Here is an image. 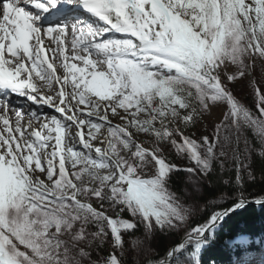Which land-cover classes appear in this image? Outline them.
Here are the masks:
<instances>
[{
    "label": "snow or ice",
    "instance_id": "6c2138e0",
    "mask_svg": "<svg viewBox=\"0 0 264 264\" xmlns=\"http://www.w3.org/2000/svg\"><path fill=\"white\" fill-rule=\"evenodd\" d=\"M258 58L264 64V0H0V264H93L86 249L109 232L122 250V232L137 222L146 233L185 228L187 209L168 189L177 166L138 134L187 154L189 173L235 160L240 182L239 132L256 126L264 145V119L228 85ZM11 94L61 115L32 111L24 122L14 109L13 120ZM259 100L264 117V93ZM212 106H227L213 139L186 136ZM248 202L212 212L148 264H198L194 253Z\"/></svg>",
    "mask_w": 264,
    "mask_h": 264
},
{
    "label": "rangeland",
    "instance_id": "374dc122",
    "mask_svg": "<svg viewBox=\"0 0 264 264\" xmlns=\"http://www.w3.org/2000/svg\"><path fill=\"white\" fill-rule=\"evenodd\" d=\"M246 2H250V0H246ZM249 63H252L249 61ZM233 68H235V65H233ZM228 87L232 91L233 95L236 96L252 113L253 118H261L264 119V117L261 116V113L253 114L254 113V107L260 106V100L259 95L261 93H264V64L261 63L260 59L258 58L255 63L253 64V67L250 71V73L245 77H237L236 81L230 82ZM54 111V109H53ZM227 111V106L221 108L212 106L208 110L202 112L198 116L194 117V123H191L187 129H185V135L188 136L190 139L196 140L198 143L201 142L202 138L204 136H207L210 140L213 139V133L216 130L217 126L221 125L223 121V115ZM54 113V112H53ZM111 118V117H110ZM120 121L113 120V124H119ZM171 126V125H170ZM253 130V132L258 136L259 141L262 145V139L261 135L257 129L256 126H250ZM103 135L107 136V130L102 129L101 130ZM221 132H223V129L221 128ZM240 140L235 147L238 149L240 162L242 163V167L240 170L245 173L246 176H251V171L249 168V158L251 153L255 150L256 152H260V150H256L252 148V145L250 142L246 139V137L243 134V131L239 132ZM143 142L146 146H156L158 144H162L163 147L161 148V153L163 154L166 163L174 164L177 166V168L181 169L184 172V177L182 180V190L181 193L178 194L171 189L169 191L175 195V197L178 198V201L180 204L183 205L185 209H187V221H186V227L181 229L180 231H174L177 234H184L189 229V222L191 219L197 216L199 212L203 209V204L200 202V197L203 192V185L205 183V177L211 172H209L206 176H204L202 173L199 172L197 169L196 173H189L187 171L188 168H196L195 162L191 161L187 154L185 153H178L174 147L169 144L167 141L164 142H157L155 141V138H146L145 134L140 133L138 134L137 142ZM178 143L182 142V138H178ZM107 147V145H105ZM262 148L264 150V145H262ZM80 151H86L84 149ZM216 163H213V166ZM222 170H231L233 167H237V162L235 160L229 159L225 162L224 168L220 166ZM41 179H44L43 176H41ZM105 205L107 206V202H105ZM93 206L99 207L98 204H96L95 199H93ZM114 215V213H111ZM122 218L132 220L133 217L130 216V214L125 210L123 213H121ZM219 229V226L216 227L215 231ZM94 230V229H92ZM159 233V228H156L151 233H146V229L142 223L137 222V228L131 232H122V236L124 238V244L123 248L125 250L127 258L131 261V264H143L146 260H148L150 257H152L156 253L157 248V235ZM215 234V233H214ZM208 236V234H205ZM215 237V236H214ZM214 237L209 238L210 240H213ZM133 241H139V244H134ZM251 243V239L246 235H240L237 237H234L231 240L227 241V244L229 246H240L242 248H248ZM107 246V255L98 254L96 253L97 258H93L92 251L94 250L95 245H93L92 248L86 249L90 253V260L93 261V264H95V261L102 260L110 255H116L118 257L117 248L112 243V236L109 232L108 239L103 243ZM208 244V243H207ZM205 244L203 248L207 245ZM199 249L196 252V255L198 256L199 253L203 250ZM23 250V249H22ZM254 254H257L254 252ZM259 256V255H256ZM261 257V258H259ZM259 257H253L247 259L244 256H238L236 257V260L239 264L244 263H251V264H264V256ZM235 258H233V261H236ZM84 264H89V259L84 260Z\"/></svg>",
    "mask_w": 264,
    "mask_h": 264
},
{
    "label": "trees",
    "instance_id": "16d2710c",
    "mask_svg": "<svg viewBox=\"0 0 264 264\" xmlns=\"http://www.w3.org/2000/svg\"><path fill=\"white\" fill-rule=\"evenodd\" d=\"M254 113H260L258 106L254 107ZM242 119V118H241ZM242 131L246 139L255 150L249 158V168L251 176L248 177L240 170L241 180L237 179V167L231 170H222L220 165L215 164L213 170L205 177L203 192L200 202L203 209L196 217L189 222L191 227L202 223L210 216L212 212L222 211L231 208L238 199L243 196L249 202L256 200H264V155H262V145L258 136L253 132L252 128L245 124ZM168 188L180 194L182 190V180L184 172L176 168L171 172ZM219 229L215 231L214 239L210 240L203 250L202 255L198 257L200 264H232L233 258L238 257L245 250H261L264 248V203L260 205H250L240 211L234 212L226 220L219 225ZM184 234H177L174 231H161L157 235L156 253L146 260L143 264H148L149 260H157L163 257L170 245L179 242ZM246 235L251 239L249 248L244 249L240 246H229L228 240L234 237ZM194 245L189 246L192 250ZM107 246L105 244L97 247L95 245L92 251L93 258H97L96 253L107 255ZM118 258L121 264H131L127 258L124 248H117ZM195 255V253H194Z\"/></svg>",
    "mask_w": 264,
    "mask_h": 264
},
{
    "label": "bare ground",
    "instance_id": "6f19581e",
    "mask_svg": "<svg viewBox=\"0 0 264 264\" xmlns=\"http://www.w3.org/2000/svg\"><path fill=\"white\" fill-rule=\"evenodd\" d=\"M51 59V56H50ZM76 63H79L78 61H76ZM63 73V69L57 67V75H61ZM58 85H53V88H58ZM10 104H9V115L12 116L13 120L15 119L14 117V109H20L21 111H23L25 113L24 116V122H27L30 118V116L28 115L30 112L32 111H36L38 115H40L42 118L43 116H51V115H56L58 118L60 117L61 114L56 113L55 109L53 107H49L46 105H39V104H34L31 101H28L26 97H18V98H10ZM54 109V111H53ZM54 112V113H53ZM38 124V121H36L35 119H33V125L36 126ZM3 129V125L2 122H0V130ZM31 131V130H29ZM106 144L104 145H97V146H102L105 147ZM82 146H77L76 150H82ZM239 264V263H237ZM244 264H251L249 262L244 263Z\"/></svg>",
    "mask_w": 264,
    "mask_h": 264
},
{
    "label": "water",
    "instance_id": "95a60500",
    "mask_svg": "<svg viewBox=\"0 0 264 264\" xmlns=\"http://www.w3.org/2000/svg\"><path fill=\"white\" fill-rule=\"evenodd\" d=\"M260 204H263V203H256L255 201L254 202H248L244 207H240L236 211H239L240 209L245 208V207L250 206V205H260ZM236 211H234V212H236ZM234 212H232L231 214H233ZM231 214H229V215H231ZM229 215L225 216L224 219H226Z\"/></svg>",
    "mask_w": 264,
    "mask_h": 264
}]
</instances>
